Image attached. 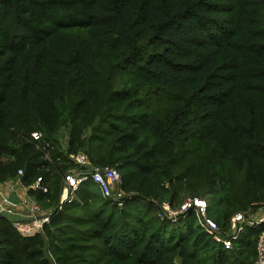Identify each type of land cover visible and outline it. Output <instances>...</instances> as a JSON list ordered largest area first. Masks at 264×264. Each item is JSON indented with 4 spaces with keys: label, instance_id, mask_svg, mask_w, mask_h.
Returning <instances> with one entry per match:
<instances>
[{
    "label": "trees",
    "instance_id": "1",
    "mask_svg": "<svg viewBox=\"0 0 264 264\" xmlns=\"http://www.w3.org/2000/svg\"><path fill=\"white\" fill-rule=\"evenodd\" d=\"M80 151L119 170L121 205L87 180L54 209ZM16 179L52 212L29 235L0 215V264H255L264 221L225 249L161 206L200 196L222 230L264 208V0H0V183Z\"/></svg>",
    "mask_w": 264,
    "mask_h": 264
},
{
    "label": "built area",
    "instance_id": "2",
    "mask_svg": "<svg viewBox=\"0 0 264 264\" xmlns=\"http://www.w3.org/2000/svg\"><path fill=\"white\" fill-rule=\"evenodd\" d=\"M40 131H32L31 138L37 140L41 137ZM70 158L81 169H67L62 173V185L59 193L58 202L54 209L61 208L64 203H69L75 198L77 187L83 182L90 180L96 184L102 196L116 201L119 205L123 203L124 192L120 188L121 174L119 170L108 164H91L89 156L85 152L71 153ZM18 174H22L19 169ZM24 187V186H23ZM32 189L46 191L47 187L42 183L41 176L36 177L30 184ZM28 190V187H24ZM25 206L26 209L22 217L18 215L17 206ZM161 209L164 215L171 221L177 220L188 210L195 211L198 222L201 227L208 233L213 240L221 243L225 249L232 246V240L235 239L243 230L244 225L257 226L264 221V208L258 207V215L252 213L237 211L230 216L227 229L222 230L221 227L207 215V202L204 198L197 195H189L177 206H170L163 203ZM51 210L41 208L33 195H27L19 202L12 201L6 194L0 191V215H14L13 225L15 229L24 235L32 234L41 230L43 225L49 221ZM161 216L163 214L161 213ZM52 258V257H51ZM52 264H55L52 258ZM255 264H264V232H261L256 242V259Z\"/></svg>",
    "mask_w": 264,
    "mask_h": 264
},
{
    "label": "crops",
    "instance_id": "3",
    "mask_svg": "<svg viewBox=\"0 0 264 264\" xmlns=\"http://www.w3.org/2000/svg\"><path fill=\"white\" fill-rule=\"evenodd\" d=\"M0 191L6 194L14 202H19L27 195V192L19 179L0 183ZM17 209H21L17 211L18 215L22 217L26 207L19 205L17 206Z\"/></svg>",
    "mask_w": 264,
    "mask_h": 264
},
{
    "label": "rangeland",
    "instance_id": "4",
    "mask_svg": "<svg viewBox=\"0 0 264 264\" xmlns=\"http://www.w3.org/2000/svg\"><path fill=\"white\" fill-rule=\"evenodd\" d=\"M62 144L64 143V141L67 138V129H63L59 132L58 134ZM141 211L137 210V213L140 214L143 211V208H141ZM217 213V204L215 202H213L211 204V206L208 207L207 209V215L210 216L211 218H213L215 216V214ZM137 216V215H136Z\"/></svg>",
    "mask_w": 264,
    "mask_h": 264
}]
</instances>
